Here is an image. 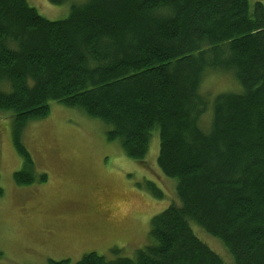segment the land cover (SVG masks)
<instances>
[{"label": "trees", "instance_id": "16d2710c", "mask_svg": "<svg viewBox=\"0 0 264 264\" xmlns=\"http://www.w3.org/2000/svg\"><path fill=\"white\" fill-rule=\"evenodd\" d=\"M210 71L231 73L241 92L212 97ZM51 101L104 122L139 162L158 131V165L180 201L152 218L135 258L90 252L77 264H226L192 223L233 264H264V0H87L61 20L0 0V110L13 116L18 185L48 180L21 135Z\"/></svg>", "mask_w": 264, "mask_h": 264}, {"label": "rangeland", "instance_id": "374dc122", "mask_svg": "<svg viewBox=\"0 0 264 264\" xmlns=\"http://www.w3.org/2000/svg\"><path fill=\"white\" fill-rule=\"evenodd\" d=\"M49 20L69 16L70 0H27ZM259 0H249L250 6ZM203 90L216 96L241 92L231 73L210 71ZM47 117L24 128L22 143L35 161L36 174L48 180L18 185L14 175L23 158L13 137V116L0 110V264H48L49 259L77 262L90 252L107 259L135 258L152 243V218L172 203H180L176 182L158 165L160 139L154 131L144 161L125 153L119 141H109V127L78 109L50 102ZM154 182L163 197L148 188ZM196 234L233 264L226 247L192 223Z\"/></svg>", "mask_w": 264, "mask_h": 264}]
</instances>
